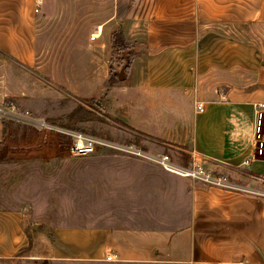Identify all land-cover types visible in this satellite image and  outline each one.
Masks as SVG:
<instances>
[{
    "label": "rangeland",
    "instance_id": "374dc122",
    "mask_svg": "<svg viewBox=\"0 0 264 264\" xmlns=\"http://www.w3.org/2000/svg\"><path fill=\"white\" fill-rule=\"evenodd\" d=\"M17 3L16 29L11 34L2 28L10 42H0V208L23 211L30 236L34 225L49 233L57 225L172 230L187 225L190 200L180 176L147 157L116 148L74 155L69 151L72 138L41 129L37 122L57 121L54 124L120 147L173 159L176 154L162 141L191 136L186 115L193 99L207 90L192 94L139 89L137 84L149 77L145 62L134 56L129 64L128 55L145 54L144 44L131 41L122 51L111 37L119 26L128 31L131 0ZM100 27L103 35L94 38ZM209 30L226 42V55L241 47V58L215 60L212 75L205 73L219 82L218 93L241 96L264 88V20L216 21ZM131 66L127 75L125 68ZM112 71L121 81H109ZM79 105L96 116L68 127V115ZM0 264L164 263L35 259L23 254L0 259Z\"/></svg>",
    "mask_w": 264,
    "mask_h": 264
},
{
    "label": "crops",
    "instance_id": "0c3cea01",
    "mask_svg": "<svg viewBox=\"0 0 264 264\" xmlns=\"http://www.w3.org/2000/svg\"><path fill=\"white\" fill-rule=\"evenodd\" d=\"M131 1L128 31L119 26L111 37L114 42L121 28L127 42L144 44L145 54L134 52L145 62L149 76L137 84L139 89L192 94L207 90L205 96L201 92L193 96L186 115L191 136L177 135L173 143H162L172 148L177 164L191 166L196 155L207 171L228 176L240 189L177 174L187 190L191 215L187 225L176 230L57 225L49 233L34 225L36 231L30 236L23 211L0 208V259L31 254L35 259L73 261L264 264V159L255 158L251 148L253 102L264 100V88L241 96L223 93V98L219 82L205 77L214 70L213 63L241 58V47L225 54L226 42L210 32L211 24L264 20V0ZM18 10L17 0H0V42H10L2 28L12 34ZM132 70L133 66L128 75ZM196 99L205 102L204 112L196 110ZM248 157L252 161L243 164ZM108 254L116 258L107 260Z\"/></svg>",
    "mask_w": 264,
    "mask_h": 264
},
{
    "label": "built area",
    "instance_id": "2783aa9c",
    "mask_svg": "<svg viewBox=\"0 0 264 264\" xmlns=\"http://www.w3.org/2000/svg\"><path fill=\"white\" fill-rule=\"evenodd\" d=\"M39 7L36 8V12H39ZM101 30L99 29L97 33L93 35L94 38L99 37ZM222 97L226 96L222 94ZM195 108L199 112L205 111V102L200 99H196L194 101ZM2 109H0V114ZM38 125L41 129H44L49 132H58L65 134L73 139V143L69 148V151L74 155H87L96 152L99 148L102 147H110L125 150L128 152L135 153L142 157H147L158 163L165 170L170 171L172 173L178 174L184 177H190L193 179L201 180L204 183L212 184L224 188H239L235 185L231 179L224 174H214L212 172L207 171L204 167L200 165V163L195 160L196 155H193V161L191 166H182L177 164L169 154H154L148 156L144 151L134 148L133 146L128 147H120L108 140L103 138L89 135L86 133H82L76 130H72L63 126H59L52 122H48L44 119L38 120ZM253 135H252V145L251 148L254 153L255 158L264 159V100L253 102ZM251 158H246L243 164H249L251 162ZM116 258L115 254H108L106 256L107 260H114Z\"/></svg>",
    "mask_w": 264,
    "mask_h": 264
},
{
    "label": "trees",
    "instance_id": "16d2710c",
    "mask_svg": "<svg viewBox=\"0 0 264 264\" xmlns=\"http://www.w3.org/2000/svg\"><path fill=\"white\" fill-rule=\"evenodd\" d=\"M114 45L115 46H123L122 48H120L122 51H125L124 49L129 48V43L126 41L125 37H124V31L123 29H119L118 32L115 34L114 37ZM134 52H129V64L132 63V60L134 57ZM127 70V73L129 71L130 68H125ZM128 75V74H127ZM109 81L116 83L121 81V78L118 76V74L114 71H112V73L109 75ZM95 105L100 106L101 104L96 101ZM96 116V114H94L91 110H88L84 105H79L70 115H68L67 118V126L71 127V128H76L77 124L82 122V121H86L89 119H92ZM55 121V120H54ZM57 121H55L54 123H56ZM5 130L8 129V125L6 123L3 124Z\"/></svg>",
    "mask_w": 264,
    "mask_h": 264
},
{
    "label": "bare ground",
    "instance_id": "6f19581e",
    "mask_svg": "<svg viewBox=\"0 0 264 264\" xmlns=\"http://www.w3.org/2000/svg\"><path fill=\"white\" fill-rule=\"evenodd\" d=\"M99 29H100L101 31H103V27H102V28L100 27ZM98 36H99V35H98Z\"/></svg>",
    "mask_w": 264,
    "mask_h": 264
}]
</instances>
